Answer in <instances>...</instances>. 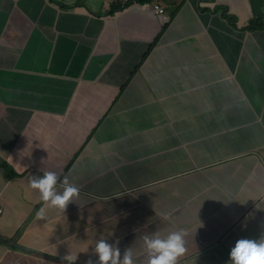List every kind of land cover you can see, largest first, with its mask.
Returning <instances> with one entry per match:
<instances>
[{"label":"crops","instance_id":"obj_1","mask_svg":"<svg viewBox=\"0 0 264 264\" xmlns=\"http://www.w3.org/2000/svg\"><path fill=\"white\" fill-rule=\"evenodd\" d=\"M111 3L0 0V158L17 175L0 170V238L26 226L17 248L0 241V264H98L99 239L147 264L143 237L181 228L177 264H227L236 240L264 235V31L244 30L264 0H155L176 10L168 24L147 7L105 16ZM45 171L80 192L38 218L30 180Z\"/></svg>","mask_w":264,"mask_h":264},{"label":"clouds","instance_id":"obj_2","mask_svg":"<svg viewBox=\"0 0 264 264\" xmlns=\"http://www.w3.org/2000/svg\"><path fill=\"white\" fill-rule=\"evenodd\" d=\"M111 1L112 3L109 5L108 9H106L104 13L105 16H114L118 12H121L125 9L139 6V7H147L151 9V11L161 19L163 24H168L171 21V18L172 19L174 18L172 14L169 15L168 13H166L164 7H162L159 4H156L155 0L145 5H138L136 3L133 4L131 0H125L124 2H121L120 0H111ZM197 1L199 5L215 3V0H197ZM56 4L62 9L71 8L74 6V5H65L60 3H56ZM113 4L121 5V10L112 13ZM220 6H225V5H215L212 12L216 14H220L223 17L221 11L217 10V7ZM177 9H179V7H177ZM255 17L256 15H254V17L251 18L250 21L253 20ZM237 19H238L237 22H239L238 17ZM250 21L244 27L245 29L248 28ZM159 39H160V35L153 41L148 51H151L157 45ZM145 54L141 62L143 61ZM115 103L116 101L113 99L109 103L107 108L96 118L92 127L89 129L91 133H97L98 130L103 126V124L109 118L114 116ZM33 116L34 118L37 119L40 128L47 130L49 132H50L49 129L53 130L49 125L46 114H43L40 110H35ZM66 118H67V113H64L62 115V122H64ZM82 143L83 145L86 146V138ZM24 151L25 149L20 150L18 155L21 157ZM0 170H3L5 172V177L8 180L13 179L15 176H17L10 169L9 165L1 158H0ZM30 187L38 191L39 199L45 202L46 206L55 207L60 211H64L69 203L75 202L79 198V192H80V189L74 183H72L67 176L63 177L62 181H59L57 174L52 171H45L42 175L39 176L33 175L30 180ZM58 188H62V191H58L57 190ZM2 215H3V210L2 208H0V216ZM36 215L38 218H44L46 215L45 207H41ZM186 232H187L186 229L181 228L179 230H172L166 233L160 230H156L152 232L150 235H145L143 237V241H144L145 249L148 254L147 264H177L178 259L182 257L186 252V248H185ZM0 241L7 242L11 247L14 248V244L9 243L8 240L0 238ZM17 242H19V240ZM93 251L98 258V264H136L133 251L131 248H126L124 249L123 253H121V249L118 246H114L113 244L107 242V240L105 239L97 240L94 244ZM228 255H229V259L227 261V264H264V235H261L257 239L240 238L236 240L234 245L231 247ZM76 259L77 256H73L71 253L63 257V260L66 262V264H74ZM89 264H92V262L89 261Z\"/></svg>","mask_w":264,"mask_h":264},{"label":"trees","instance_id":"obj_3","mask_svg":"<svg viewBox=\"0 0 264 264\" xmlns=\"http://www.w3.org/2000/svg\"><path fill=\"white\" fill-rule=\"evenodd\" d=\"M134 3L138 4V5H145V4H149L151 3L153 0H131ZM132 4V5H133ZM121 10V5L119 4H113L112 5V13L120 11ZM217 10L221 11V14H223V18L230 24L232 25L233 28H237V17L232 15L229 12L228 7L226 6H220L217 7ZM172 16H174L176 14V10L172 11ZM256 17L250 21V24L248 26L247 29H244L248 32H255V31H264V6L262 7H258L255 13ZM172 20V18H171ZM26 226H24L14 237L13 241H8L9 243H13L14 244V248H17V241L19 239L20 236H22L23 232L25 231Z\"/></svg>","mask_w":264,"mask_h":264},{"label":"rangeland","instance_id":"obj_4","mask_svg":"<svg viewBox=\"0 0 264 264\" xmlns=\"http://www.w3.org/2000/svg\"><path fill=\"white\" fill-rule=\"evenodd\" d=\"M14 31H16V29H14V28H12V27L9 28V34H10V33H13ZM203 147H204V145L201 144L200 139H199V141H198V145H197L196 147L192 148L191 153H192V154L199 153V152L202 151ZM196 160H197V158H196ZM224 176H225V173H224ZM234 177H235V176H234ZM234 177H228V180H232V178H234ZM242 180H243V179H240L238 182H241ZM238 182H236L234 185H232L234 182H231V184L227 185V188H228L227 191H231V192L233 193V195H236V194L238 195V193H237V189H238V187H239V185H240V184H238ZM33 190H35V189H33ZM215 193H217V192H215ZM212 194H213V193H212ZM227 194H228V192H227ZM232 200H236V199L232 198ZM44 207H45V210L54 208V207L47 208V207H49V206H46L45 203H44ZM233 208H236V206H235V205H232V206L230 207V209H233ZM28 223H29V222H27L26 225H28ZM71 223H72V220H71ZM20 237H21V236H20ZM20 237H19V238H20ZM18 240H19V239H18ZM37 243L43 245V243H42V241H41L40 238H37Z\"/></svg>","mask_w":264,"mask_h":264}]
</instances>
